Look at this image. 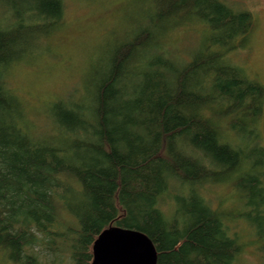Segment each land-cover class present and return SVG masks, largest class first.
Returning a JSON list of instances; mask_svg holds the SVG:
<instances>
[{
	"label": "trees",
	"instance_id": "trees-1",
	"mask_svg": "<svg viewBox=\"0 0 264 264\" xmlns=\"http://www.w3.org/2000/svg\"><path fill=\"white\" fill-rule=\"evenodd\" d=\"M0 2L8 9L0 18V251L6 258L92 264L94 242L113 225L146 234L157 264H234L240 243L199 187L236 174L248 218L255 213L264 224L258 129L264 86L226 60L247 41L253 16L223 0H153V27L113 52L93 105L54 104L64 139L55 144L26 133L6 74L29 45L61 24L63 0ZM192 21L207 26L208 43L179 65L159 40ZM245 166L250 171L238 175ZM174 189L179 194L169 216L161 202Z\"/></svg>",
	"mask_w": 264,
	"mask_h": 264
},
{
	"label": "rangeland",
	"instance_id": "rangeland-1",
	"mask_svg": "<svg viewBox=\"0 0 264 264\" xmlns=\"http://www.w3.org/2000/svg\"><path fill=\"white\" fill-rule=\"evenodd\" d=\"M223 1L236 11L249 12L253 16L247 41L230 52L226 60L264 86V0ZM152 2L63 0L61 24L50 35L38 39L35 45H29L25 57L13 63L6 74V88L19 103L21 124L26 133L42 141L63 142L53 118L54 104L61 102L66 107L84 108L93 105L92 98L113 52L132 41L144 28L153 27L150 20L154 13ZM5 4L0 2V18L8 12ZM208 30L205 24L197 21L173 28L160 37V48L167 58L181 65L206 48ZM139 54H143V49ZM258 129L264 147V112ZM247 171L250 170L246 166L241 167L237 174ZM237 177L235 174L228 179L203 183L199 191L223 214L230 235L240 243L234 264H264V224L255 213L248 218L249 200L236 187ZM177 194L179 191L174 189L161 202L169 216L176 206L174 197ZM261 211L264 214V205ZM0 264L13 263L0 251Z\"/></svg>",
	"mask_w": 264,
	"mask_h": 264
},
{
	"label": "water",
	"instance_id": "water-1",
	"mask_svg": "<svg viewBox=\"0 0 264 264\" xmlns=\"http://www.w3.org/2000/svg\"><path fill=\"white\" fill-rule=\"evenodd\" d=\"M92 264H157L158 252L143 232L111 225L93 245Z\"/></svg>",
	"mask_w": 264,
	"mask_h": 264
}]
</instances>
